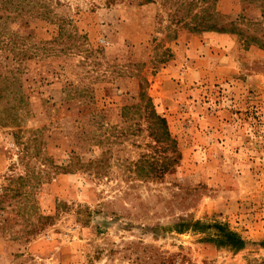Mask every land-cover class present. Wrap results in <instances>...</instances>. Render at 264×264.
I'll use <instances>...</instances> for the list:
<instances>
[{"label": "rangeland", "instance_id": "obj_1", "mask_svg": "<svg viewBox=\"0 0 264 264\" xmlns=\"http://www.w3.org/2000/svg\"><path fill=\"white\" fill-rule=\"evenodd\" d=\"M0 264H264V0L0 3Z\"/></svg>", "mask_w": 264, "mask_h": 264}, {"label": "trees", "instance_id": "obj_2", "mask_svg": "<svg viewBox=\"0 0 264 264\" xmlns=\"http://www.w3.org/2000/svg\"><path fill=\"white\" fill-rule=\"evenodd\" d=\"M13 2V0H0V3L9 6L11 5ZM4 10H7L5 8H3ZM209 18H211L210 21H203L200 23H196L194 25H192L191 30L193 31H199V32H216V33H230V34H238L240 35L241 30L238 28L237 23L230 21V22H221V21H217L213 15L208 14ZM12 40V39H11ZM150 117H151V122L148 126V129H150L151 132V136L154 137V140L157 143L160 144H165L169 141H171L170 138V133L168 131V128L166 126V121L162 118L159 117L155 114L154 110L151 108L150 109ZM172 143V141L170 142ZM161 150L163 151L162 153H164L167 150V146L166 148L164 146H161ZM167 158H163V162L166 161ZM164 165L161 164V167H158L157 171L158 173H163L165 172L167 169L165 167H163ZM156 168V167H155ZM155 168H151V170L155 169ZM180 228H186L187 225H179ZM194 226H198L197 223H194L192 225ZM219 228V231L221 232L222 238L219 241V243L221 245L224 246H229L231 249H233L234 251H240L245 247V242L234 232L225 230L224 228Z\"/></svg>", "mask_w": 264, "mask_h": 264}]
</instances>
